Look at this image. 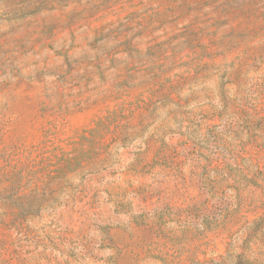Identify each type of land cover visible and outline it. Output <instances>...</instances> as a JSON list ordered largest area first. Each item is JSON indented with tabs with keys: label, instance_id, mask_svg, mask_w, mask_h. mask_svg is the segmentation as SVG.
<instances>
[{
	"label": "rangeland",
	"instance_id": "374dc122",
	"mask_svg": "<svg viewBox=\"0 0 264 264\" xmlns=\"http://www.w3.org/2000/svg\"><path fill=\"white\" fill-rule=\"evenodd\" d=\"M0 264H264V0H0Z\"/></svg>",
	"mask_w": 264,
	"mask_h": 264
}]
</instances>
